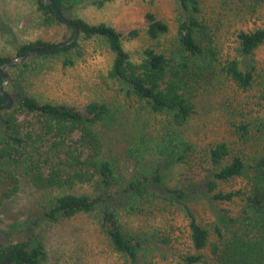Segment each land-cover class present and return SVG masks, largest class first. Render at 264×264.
<instances>
[{
	"label": "trees",
	"instance_id": "16d2710c",
	"mask_svg": "<svg viewBox=\"0 0 264 264\" xmlns=\"http://www.w3.org/2000/svg\"><path fill=\"white\" fill-rule=\"evenodd\" d=\"M52 1L77 25L80 39L67 48L35 56L40 59L67 53L73 56L80 48V40H101L112 54L108 79L117 84L124 98L139 103L148 119L159 116L161 120L157 121L158 126L154 125L159 128L153 129L147 122L145 126H132L127 138L136 139L140 145L135 143L119 151L115 148L117 142L109 138L112 131L119 129L121 114L118 105L112 102L92 100L78 109L25 95L12 106L0 108V162L14 164L37 190L60 191L46 199L44 217L57 220L95 214L112 251L130 263L139 264L145 247L173 251L174 230L166 227L152 230L149 236H133L125 228L124 215L146 212L162 219L178 204L187 220L190 245L187 250L174 251L179 264H264V148L251 154L236 146L237 142L258 145L262 138H256L254 131H264V122L254 123L240 116L231 122L235 140L210 143L204 156H199L184 133L196 114L198 86L206 79L221 75L241 90L253 86L256 73L251 65L252 56L264 45V27L238 31L234 54L222 56L215 34L202 16L201 0H176L177 27L172 40L161 43L168 36L169 27L154 13L147 12L146 35L156 46H148L132 58L123 41L136 37V30L123 35L104 22L70 18L64 0ZM104 1L111 0L99 4ZM242 1L252 12L264 5V0ZM32 5L38 27L64 25L67 30L64 41L74 35V28L66 26L51 7L40 0H32ZM55 44L58 43L42 39L23 42L16 47L13 58ZM13 58L0 53V65ZM31 60L24 59L17 67L5 70L10 82L13 72L18 73L17 80L22 82L36 69ZM71 62L65 56L64 64ZM260 99L264 105V93ZM2 100L0 96V103ZM21 113L33 118V132L22 133L18 121ZM123 155L134 169L129 178L124 177L119 166ZM192 163L199 167L206 164L208 175L202 184L214 203L239 201L233 215L219 213L210 225L203 224L188 207L185 189H168L163 185L166 174L162 169ZM238 181L242 185L236 188L234 183ZM226 184L230 189L222 186ZM77 186H90L93 192L70 191ZM16 190L2 194L0 203ZM43 257L42 247L31 245L30 240L8 243L0 249V264L5 260L11 264H40Z\"/></svg>",
	"mask_w": 264,
	"mask_h": 264
},
{
	"label": "rangeland",
	"instance_id": "374dc122",
	"mask_svg": "<svg viewBox=\"0 0 264 264\" xmlns=\"http://www.w3.org/2000/svg\"><path fill=\"white\" fill-rule=\"evenodd\" d=\"M101 1L103 0H64L68 7L66 13L70 18L79 17L90 23L104 22L123 35L136 30V37L123 41V47L132 58L144 48L156 46L146 35L145 13H154L168 25L169 34L166 39H162V44L171 41L175 35L178 14L176 0H111L100 5ZM244 5L242 0H201L202 16L210 24L222 56L234 54L238 31L264 27V5L256 12L249 11ZM34 15L32 0H0V53L13 58L20 43L36 39L60 43L67 38L64 25L50 29L41 28L37 26ZM74 52L73 56L67 53L46 59L37 58L35 55L27 58L32 59L30 63L36 69L22 82L17 80L18 73L13 72L12 82L9 80L4 86L5 91L15 103L25 95L41 101L64 103L78 109H83L92 100L112 102L118 105L121 112L117 124L119 129L112 131L109 137L117 142L115 148L120 151L135 143L140 145L136 139L133 141L130 137L127 138V134H131L132 126H145L144 122H147L153 129L159 128L154 125L158 126L156 123L161 117L153 116L148 119L139 103L127 100L118 92L117 84L107 77L112 54L101 40H80V48L78 52ZM65 56H69L71 64H64ZM252 59L251 65L254 66L256 79L250 89L241 90L221 75L206 79L198 86L196 114L184 128V133L199 152V156H204L210 143L222 140L233 142L235 138L232 135L231 122L240 116L241 119L246 118L254 123L264 122V105L260 99L264 93V45L256 50ZM21 61L12 68L20 65ZM8 72L11 73V70ZM18 121L23 134L34 131L31 116L21 113ZM254 135L256 138L261 136L263 141L258 140V145L253 142L246 145L237 142L236 146L251 154L256 149H263L264 131H254ZM119 166L124 177L129 178L134 169L124 155ZM204 167L207 168L206 164L199 167L197 163H192L174 165L167 171L162 169L166 174L163 185L168 189H185L188 207L196 212L203 224L210 225L219 213L233 215L240 203L238 200L230 204L214 203L202 184L208 175ZM241 185L239 181L234 183L236 188ZM222 186L230 189L227 184ZM231 186L233 187V183ZM14 188H17L16 192L0 203V244L30 240L31 245L42 247L44 257L40 264H133L112 251L95 214H81L57 220L44 217L46 199L60 191L37 190L14 164L0 162V196ZM92 190L90 186H77L70 191L92 193ZM163 195L162 193L161 196ZM177 207L180 205H173L169 213L163 214L166 218L162 219L154 218L146 212L124 215L125 228L133 236H149L152 230H163L166 227L174 230L173 251L145 247L144 257L139 264H179L174 251L190 248L187 220Z\"/></svg>",
	"mask_w": 264,
	"mask_h": 264
},
{
	"label": "water",
	"instance_id": "95a60500",
	"mask_svg": "<svg viewBox=\"0 0 264 264\" xmlns=\"http://www.w3.org/2000/svg\"><path fill=\"white\" fill-rule=\"evenodd\" d=\"M40 2L45 6L47 5V6L51 7L53 12L61 19V21L66 26L73 27L75 30L74 35L67 41L55 44V45L48 47V48H45V49H32V50L28 51L27 53H25L24 55H22L20 57H15V58L11 59L10 61H7L6 63L0 65V75L2 78V83L0 85V96L3 99L2 102L0 103V108L10 107V106H12V104L14 102L13 98L3 90L4 86L9 82V78H8L7 74L5 73V70L7 68L14 67L19 61L27 59L33 55L43 54V53L67 48L69 46H72L78 40L80 31H79L77 25L70 22L68 20V18L65 15H63V13H61V11H59V9L54 5L52 0H40ZM1 248H3L2 244H0V249ZM1 264H11V262L9 260H5Z\"/></svg>",
	"mask_w": 264,
	"mask_h": 264
}]
</instances>
